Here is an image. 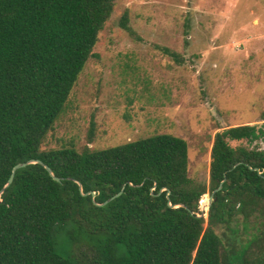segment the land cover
Returning a JSON list of instances; mask_svg holds the SVG:
<instances>
[{"label": "trees", "instance_id": "1", "mask_svg": "<svg viewBox=\"0 0 264 264\" xmlns=\"http://www.w3.org/2000/svg\"><path fill=\"white\" fill-rule=\"evenodd\" d=\"M116 1L0 0V190L30 160L61 179L39 164L15 172L0 264H264L263 124L216 131L207 183L189 177L187 143L170 134L91 150V121L80 151L42 149ZM119 26L139 40L127 10Z\"/></svg>", "mask_w": 264, "mask_h": 264}, {"label": "rangeland", "instance_id": "2", "mask_svg": "<svg viewBox=\"0 0 264 264\" xmlns=\"http://www.w3.org/2000/svg\"><path fill=\"white\" fill-rule=\"evenodd\" d=\"M125 10L139 40L119 26ZM262 112L264 0H117L42 149L80 151L91 121V150L170 134L187 143L189 177L207 183L216 131L264 128Z\"/></svg>", "mask_w": 264, "mask_h": 264}, {"label": "water", "instance_id": "3", "mask_svg": "<svg viewBox=\"0 0 264 264\" xmlns=\"http://www.w3.org/2000/svg\"><path fill=\"white\" fill-rule=\"evenodd\" d=\"M30 164H39V165H41L42 167L45 168V170L48 172V174L50 175V177H51L54 181L59 182V181L61 180L60 178L54 176L52 170H51L47 165H45L43 162H41V161H39V160H30V161H27V162H24V163H18V164H16V165L13 166V168H12V170H11V173H10V176H9V178H8V180H7V182L5 183V185H4V186L2 187V189L0 190V202L2 201V200H1V195H2V193L4 192V190H5L6 188H8V187L10 186V184L12 183V181H13V179H14V174H15V172H16L17 170L21 169V168L26 167L27 165H30ZM222 183H223V182H221V183L219 184V186H218V187H217V188L211 193V195H209V197H208V203H207L206 205H203V206H200V207H199V208H200V214H199L197 217H199V218L204 217V218H205V217L207 216V212L205 213V210L208 211L209 207L211 206V203L214 201L213 195H214L215 193H217L218 191L221 190V188H222ZM77 184H78V186H79V190L81 191V184H79V183H77ZM163 190H165V189H163ZM122 193H123V189L120 190L117 194H115V195H113L112 197H110L109 199H107L106 201H104L103 203H101V204H96V205H97V206H100V207L105 206L107 203H109V202H111L112 200H114V199H116L117 197H119ZM90 194H91L92 196H94V193H90ZM84 195H87V194H84ZM168 196H169V192L167 191V192H166V197L168 198ZM169 205H170V204H169ZM170 206H171V205H170ZM178 206L180 207V206H183V205H182V204H179ZM178 206H177V207H178ZM171 207H174V206H171Z\"/></svg>", "mask_w": 264, "mask_h": 264}]
</instances>
